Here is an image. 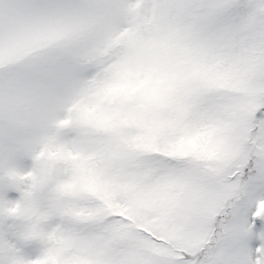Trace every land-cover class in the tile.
Returning a JSON list of instances; mask_svg holds the SVG:
<instances>
[{
  "label": "snow or ice",
  "instance_id": "obj_1",
  "mask_svg": "<svg viewBox=\"0 0 264 264\" xmlns=\"http://www.w3.org/2000/svg\"><path fill=\"white\" fill-rule=\"evenodd\" d=\"M0 264H264V0H0Z\"/></svg>",
  "mask_w": 264,
  "mask_h": 264
}]
</instances>
